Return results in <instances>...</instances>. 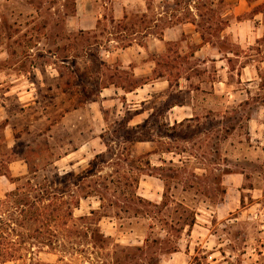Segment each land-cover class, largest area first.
<instances>
[{"label": "rangeland", "instance_id": "374dc122", "mask_svg": "<svg viewBox=\"0 0 264 264\" xmlns=\"http://www.w3.org/2000/svg\"><path fill=\"white\" fill-rule=\"evenodd\" d=\"M146 2L152 8L144 19L133 9L119 22L105 18L92 31H70L73 0H0V170L8 167L13 180L0 175V199L27 179L79 173L97 154L99 167L80 194L97 188L104 197L101 208L97 196L80 200L58 228L55 250L5 264H264V69L241 81L235 71L226 76L224 58L211 61L220 49L219 58L238 54L236 70L243 62L259 65L264 39L253 36L264 35V0H166L162 8ZM218 16L230 26L225 39L207 35L213 46L195 59L183 58L193 46L186 35L168 47L169 60L138 46L125 49L173 21L194 19L206 28ZM151 59L162 63L146 78L165 72L170 86L100 90L118 80L116 68L126 85L143 82ZM129 60L141 61L136 77ZM217 78H227L229 94L215 92ZM191 98L200 117L175 126L178 109L164 117L168 105ZM138 137L143 141L130 144ZM124 148L133 156L172 150L151 155L153 176H140L136 194L150 201L138 202L133 185L117 187L132 181ZM8 156L14 160L7 165ZM158 176L169 187L163 205Z\"/></svg>", "mask_w": 264, "mask_h": 264}, {"label": "trees", "instance_id": "16d2710c", "mask_svg": "<svg viewBox=\"0 0 264 264\" xmlns=\"http://www.w3.org/2000/svg\"><path fill=\"white\" fill-rule=\"evenodd\" d=\"M209 10L214 11L212 10V8ZM260 12L262 11L257 10L254 12V15ZM199 16L201 19V14ZM144 17L145 14H143L140 19H144ZM240 18L238 17V19ZM186 20L190 21L196 26V30L200 33V36L204 43L208 42L212 44L209 36L218 34L220 35V33L228 26L227 19L224 20L223 18H221V16H218L216 18V21H213V23L210 24L207 20L206 23H208V26L206 28L203 27L205 22H196L194 19L190 20L189 18H187ZM99 23L100 21L97 22L96 27H98ZM140 23H143V21H140ZM174 23L175 22L173 21V24ZM199 27L200 30L197 29ZM223 39H225V37ZM261 39L263 40L264 36ZM218 51L221 52L220 49H218ZM191 55L192 52L191 54H188V56H183V58H190ZM234 56H238V54H234ZM169 57V55H166L167 60H169ZM175 58L178 59L179 55ZM233 59L237 58H232L230 56L226 57L228 66L232 70H234V65L232 64ZM263 59L264 56L261 58V60ZM161 63L162 62L160 61L156 62L157 65H160ZM165 63V67H167V62ZM174 63L177 64L178 62L175 61ZM246 63L247 62L241 63V66H245ZM180 65L181 62H179L177 67L179 68ZM175 66L176 65H172L171 67ZM115 73L119 74L118 80L103 83L100 86V90L112 85L116 88L122 89L124 92H130L145 83L130 82L126 85V83L123 82L122 77L120 76L122 71L119 72L116 68ZM164 74L165 72H159L154 75V78L163 76ZM259 85L263 86L264 84ZM99 92L95 95V97L99 95ZM95 99L96 98H93V100ZM177 103L178 102H173L172 105H175ZM129 120L130 118L123 119V124L127 125ZM181 123L182 122L175 123L174 126ZM139 138L140 137L131 139L130 144H134L137 141H143V139ZM157 151L171 152L172 150ZM122 153L126 154V158H123L122 160L125 165H127L126 173L129 178V173L131 172L132 181L128 184H125L128 180L124 178L123 183L117 181V187L121 185H133V195L135 196V198H137L138 202L144 201L140 196L136 194V190L140 176L149 174V171L151 169L148 155L142 154L133 156L129 148H124ZM102 156L103 154H97L94 159L90 160L87 167L79 173H74L71 171L65 174L54 173L50 177L44 175L41 180L36 182H32L31 179H27L26 184H24L23 186H17L14 190L5 192L4 198L0 199V264H5L9 261L21 260L24 256H26V254L30 255V257L36 256L39 252H43L44 249L48 250L46 252L55 250L57 248L58 241L56 240L58 228L62 229L67 225V222L72 218L74 209L79 207V203L82 198L97 196L101 202L99 207L101 208L104 206L102 203L104 199L103 194L102 192L97 190V188L94 189V193L87 192L85 194H80L82 189L81 185L84 184V181L96 174V168L99 167L98 159L102 158ZM13 160V157L8 156L6 161L7 165ZM131 164H136V166L133 167L131 166ZM122 169L124 170V168ZM0 175L7 176L10 181L13 182L9 174L8 167L3 170V172H1L0 170ZM163 181L165 196V193L167 192L169 187L164 179ZM98 185L99 184H96V187ZM161 204H164V200H162ZM95 212L96 210H91L90 214H94ZM187 225L190 227L191 223ZM63 249L64 251H66L65 248Z\"/></svg>", "mask_w": 264, "mask_h": 264}, {"label": "crops", "instance_id": "0c3cea01", "mask_svg": "<svg viewBox=\"0 0 264 264\" xmlns=\"http://www.w3.org/2000/svg\"><path fill=\"white\" fill-rule=\"evenodd\" d=\"M74 1V13H72L69 17L68 23L71 24V28L72 30L70 31H92L96 28V24L98 21H103L105 20V18L109 19V20H113L116 22H119L123 19H125V16L127 17V15L129 14V11H133V9H135V13L140 12L142 14L148 12L150 10V8H152V4L146 2V0H73ZM159 1V5L160 8L163 7L164 2L166 0H157ZM174 1V0H173ZM142 7V9L140 11L137 10V8ZM141 14V15H142ZM161 15V14H160ZM158 19L153 20V23L155 26V22H157ZM245 22V21H244ZM241 23H243L241 21ZM152 26V27H153ZM230 26L228 25L221 33H220V37L223 39L225 37L224 31L226 29H228ZM151 28V27H149ZM186 35L188 39H192V43L193 46L190 48V52L189 54L192 55L190 56L191 59H195V55H198L199 52H201L204 48L206 47H210L213 46L211 43H204L200 33L196 30V26L194 24H192L190 21L185 20H181L180 22L174 23L170 26H166L164 29H162V31L158 34V33H154L152 31H148L146 32V34H144L143 36V40H144V44H139L136 42V38H133V43H131L130 45H128L125 49L126 51L132 50L134 47L138 46L140 48H143L144 51L149 52L151 54H154L156 56H163V55H167L168 54V47L172 44H178V43H183V36ZM263 33L261 34H256L254 32V39H261L263 37ZM185 45L187 47V43L185 42ZM221 52H219L217 50L216 53V57H211V61L213 63H216V60L218 62H222V58H224L226 60V57H228L227 55H223L219 58V54ZM236 57L238 59L239 56H233ZM146 63H144V65H147L149 67V73L145 74V79L141 86H139L140 88L143 87L144 85L148 84L149 82H157V81H161L162 84L166 83L167 87L170 86V82H169V78H168V74L165 73L163 76L154 78L149 80V78L147 79V75L152 73V71H154V68L156 66V61H154L153 59L145 61ZM227 62V61H226ZM125 63V62H124ZM131 63L132 60H129L126 63V68H132V75L133 76H137V70H139V68L141 67V61H138L136 64L132 65ZM228 64V63H227ZM121 67H124V65H121ZM239 70H232L231 68H229V66H223L225 72H226V76L227 75H231L234 71H235V76L237 77V79H240L241 81H248L254 78V76L257 75L258 69H264V59L259 61V65L253 66L250 65V63H246L245 66H239ZM222 68V69H223ZM186 78V80H188V77H180V79H184ZM212 84L214 85V87H216V85H219L218 89L215 88V92H219V93H225V94H229L230 92L228 91V82H227V78H217L215 80L212 81ZM114 88V90H118V88H116L115 86H110V87H106V88H102L101 91L103 90H108L110 88ZM137 87V88H139ZM112 88V89H113ZM137 88H135L134 90L130 91V92H124V94H128L131 93L133 91H135ZM122 90V89H121ZM100 91V93H101ZM193 92V91H192ZM144 101V100H142ZM140 101V102H142ZM135 105V104H134ZM173 109H178L176 113H174V122L176 121V123L181 122L182 120H188L191 118H197L200 117L198 114H196L195 112V107H194V101L191 98V100L189 101H181L178 102L175 105H168L166 107L165 113H164V117L167 114H170V111H172ZM137 112V113H136ZM135 114L136 116L140 114V111H136ZM133 119V116L130 118L129 122ZM128 122V123H129ZM139 124V123H138ZM136 124V125H138ZM138 142V141H137ZM162 153H171V152H158L157 150H155L154 148L152 150H149L143 154H147L149 161H150V165L151 167H154V165H152V161L150 159L151 155L154 154H162ZM142 155V154H139ZM164 163V161H162V164ZM156 167H160V166H156ZM146 176H153L151 174H145ZM143 176V175H142ZM142 178L139 179V183L137 186V189L139 190V185L141 182ZM158 180L161 182V188L162 191L160 193V195L158 194L160 201H162V197L164 195V181L163 179L158 176ZM137 193V190H136ZM138 195H141L140 193H138ZM142 196V195H141ZM144 197V196H142ZM148 200L147 198H143ZM150 201V200H148ZM153 201V200H152ZM160 201H153L154 203H160ZM179 250L177 251H172L170 253V255H173L175 253H178ZM168 260L169 259H173L174 256L167 257Z\"/></svg>", "mask_w": 264, "mask_h": 264}]
</instances>
